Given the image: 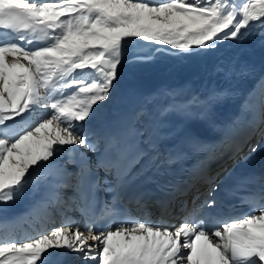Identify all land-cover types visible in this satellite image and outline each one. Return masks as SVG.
I'll return each instance as SVG.
<instances>
[{"label": "snow or ice", "instance_id": "6c2138e0", "mask_svg": "<svg viewBox=\"0 0 264 264\" xmlns=\"http://www.w3.org/2000/svg\"><path fill=\"white\" fill-rule=\"evenodd\" d=\"M257 30L264 35V0H0V204L31 189L40 199L25 219L43 212L46 227L56 223L52 210L60 218L34 239L0 236V264H49L69 252L84 264H264V188L241 198L246 214L229 218L215 208V198L197 204L196 196L191 208L178 200L192 187L184 182L156 202L163 214L177 202L184 213L179 226L163 227L139 195L128 194L132 170L154 148L152 141H143L148 149H142V133L133 128L104 135L89 129L101 103L111 99L130 38L194 54ZM246 103L243 111L253 118L259 112L264 123V93ZM164 110L186 107L173 102ZM189 144L207 151L195 137ZM79 145L97 154L95 165L83 153L76 158ZM61 153H67L63 164L55 160ZM15 222L0 221V227Z\"/></svg>", "mask_w": 264, "mask_h": 264}, {"label": "bare ground", "instance_id": "6f19581e", "mask_svg": "<svg viewBox=\"0 0 264 264\" xmlns=\"http://www.w3.org/2000/svg\"><path fill=\"white\" fill-rule=\"evenodd\" d=\"M162 46L156 47L149 57L124 61L111 99L101 103V107L89 121V129L100 134L114 121L117 104L134 95L135 88L142 83L149 85L150 93L137 102L133 117L134 124L142 133L141 141L150 139L154 145V148L148 149L145 143L149 152L146 158L154 157L156 162L155 148L162 139L163 127L170 129L168 136L183 137L182 133L185 131L188 141L195 137L207 146L208 154L204 164L192 177L186 179V182L192 184L191 189L178 198L187 201L190 208L193 198L200 197L212 183L205 182V179L193 181L192 178L203 176L212 181L232 158L240 159L238 153L251 148L255 144L252 141L259 135L256 124L262 119L261 114L257 112L253 118L243 109L247 107L246 102L264 93V35H260L257 30L256 34L244 40L223 41L214 49L194 54H181L180 50L172 49L170 45ZM173 92L175 96L168 95ZM214 93L225 95L220 99H210ZM194 97L207 103H189ZM173 102L186 107V111H165ZM37 116L38 113H33L34 119ZM254 127L256 131L253 133ZM236 145L240 146L238 153L234 155L232 151L230 155H225ZM77 147L79 151L75 153L76 158L79 159L80 153H83L95 165L97 154L82 145ZM55 160L63 164L67 160V153H61ZM65 167L69 172L77 170L73 164H66ZM102 172L99 171L101 177L104 176ZM71 194L70 189L66 190L65 195ZM39 199L40 193L28 189L16 201L0 204V221L16 220L14 224L0 227V236H9L23 242L41 234L50 224L43 226L45 213L40 212L25 219V214ZM142 205L144 211L154 218V223L173 228L182 223L184 213L179 211L178 202L169 214L161 213L160 216L152 211L154 205ZM138 212L141 214L140 210ZM72 215L76 220H81L77 213ZM52 218L56 221L53 227L59 226V216L54 215ZM40 226H43L42 231L39 230ZM55 258L57 257H52L49 264ZM62 258L73 264H84V261L71 252Z\"/></svg>", "mask_w": 264, "mask_h": 264}, {"label": "rangeland", "instance_id": "374dc122", "mask_svg": "<svg viewBox=\"0 0 264 264\" xmlns=\"http://www.w3.org/2000/svg\"><path fill=\"white\" fill-rule=\"evenodd\" d=\"M158 46L161 47L162 45H157L154 42L143 41L140 38H130L129 42L126 45V49H125L126 55L124 57V61L126 62V60L128 61L131 58L135 59L137 57H149L153 53V50ZM122 65H121V68H122ZM54 214H55V211L52 212L53 217H54ZM48 226L42 232L50 231L52 228L51 227L52 225L50 227Z\"/></svg>", "mask_w": 264, "mask_h": 264}]
</instances>
